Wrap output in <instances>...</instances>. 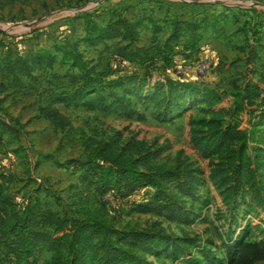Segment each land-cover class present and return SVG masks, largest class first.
<instances>
[{"label": "rangeland", "instance_id": "374dc122", "mask_svg": "<svg viewBox=\"0 0 264 264\" xmlns=\"http://www.w3.org/2000/svg\"><path fill=\"white\" fill-rule=\"evenodd\" d=\"M258 4L264 0H0L2 195L16 212L31 209L67 219L102 202L114 229L162 230L188 240L183 255L172 258L163 250L145 256L148 264H225L224 246L240 231L238 242H264L263 187L260 199L242 181L233 202L212 175L224 159L196 145H204L216 113L222 128L227 112L251 128L264 111V92L250 111L234 103L246 72H252L253 81L264 75V9ZM115 24L121 27L114 29ZM201 64L207 65L203 74ZM134 75L186 88L175 91L178 100L169 106L158 86L132 91L123 83L124 89L116 90L120 78ZM95 78L108 84L104 93L125 101L118 105L116 97L107 98L111 107L106 112L58 101ZM189 90L200 96L188 97ZM47 105L68 120V128L56 129L44 119ZM254 131L245 153L254 166L261 158L256 180L263 181L264 127ZM116 134L120 144L134 138L160 151L155 163L167 170L189 166L198 171L193 192L178 196L170 191L177 204L193 212L191 224L176 225L137 210L154 196L152 189L126 198L117 192L103 198L92 193L84 200L78 187L87 157L85 139ZM202 248L207 256L199 253ZM52 255L42 249L27 264H49ZM0 264H14L1 240Z\"/></svg>", "mask_w": 264, "mask_h": 264}, {"label": "trees", "instance_id": "16d2710c", "mask_svg": "<svg viewBox=\"0 0 264 264\" xmlns=\"http://www.w3.org/2000/svg\"><path fill=\"white\" fill-rule=\"evenodd\" d=\"M119 27V24L113 26L114 29ZM252 36H255V33ZM172 41L175 42L176 39ZM250 52L247 54L246 64L251 69L254 66ZM114 59L118 63L123 61L120 57ZM119 82L121 84L116 90L124 89L123 83L132 85V91L157 86L163 88L164 92L158 93L163 94L165 106L178 100L176 90L186 88L170 82L159 85L137 75L120 78ZM106 85L108 86L104 83V86ZM104 86L99 78H95L85 81L63 99H57L66 107L73 104L101 112H106L111 107V104L105 103L107 98L116 97L118 105L125 101L123 96L118 97L116 93H104ZM241 88L242 91L235 96L239 101L234 103L237 106L241 103L250 111L258 94L264 92V75H259L258 80L253 81L252 72H246ZM189 91L190 98L200 96V92ZM226 114V127L222 128L216 113L207 124L208 132L204 145H196L201 152L218 155L224 159L212 175L214 181L226 189L233 202L242 181L247 190L261 199L259 187L264 189V180L257 181L256 178L258 165L262 161L260 162V157L255 159L254 166L245 151L255 132L254 128L264 127V111L260 112L257 124L251 128L238 120L234 114ZM42 116L56 129L63 130L70 125L51 105L43 109ZM258 141H263V134H259ZM84 151L87 157L82 167L78 189L80 188V195L86 202L92 193L103 198L107 194L117 192L123 193V198H126L138 191L152 189L155 191L154 196L147 204L138 206L137 210L141 213H151L176 225L192 223L193 212L185 211L177 204L176 196L171 195L170 191H175L178 196L193 192L198 184L196 179L199 174L196 169L186 166L181 170L178 166L167 170L155 163L160 151L153 150L150 145L134 138L120 144L117 134L103 139H85ZM38 213L31 209L16 212L13 204L2 195L0 187V240L8 249V254L14 257V264H27L42 249L53 252L49 264H148L145 256L157 255L165 250V255L176 258L186 252L189 244L188 240L166 236L162 230L114 229L105 216L102 202L97 208L82 207L81 217L74 219L60 218L52 212ZM240 234L241 231L235 235V241L229 238L226 242L225 264H264V242L248 239L238 242ZM199 253L207 256L208 250L202 248Z\"/></svg>", "mask_w": 264, "mask_h": 264}, {"label": "built area", "instance_id": "2783aa9c", "mask_svg": "<svg viewBox=\"0 0 264 264\" xmlns=\"http://www.w3.org/2000/svg\"><path fill=\"white\" fill-rule=\"evenodd\" d=\"M199 68H198V72L200 73V74H203L204 73V71L207 69V65L206 64H201L200 66H198Z\"/></svg>", "mask_w": 264, "mask_h": 264}, {"label": "crops", "instance_id": "0c3cea01", "mask_svg": "<svg viewBox=\"0 0 264 264\" xmlns=\"http://www.w3.org/2000/svg\"><path fill=\"white\" fill-rule=\"evenodd\" d=\"M258 7L260 8V9H264L263 7H264V5L263 4H258ZM249 13V12H248Z\"/></svg>", "mask_w": 264, "mask_h": 264}]
</instances>
